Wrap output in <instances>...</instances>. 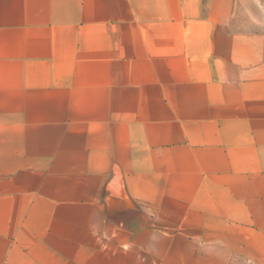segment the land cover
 Returning a JSON list of instances; mask_svg holds the SVG:
<instances>
[{
  "label": "crops",
  "instance_id": "1",
  "mask_svg": "<svg viewBox=\"0 0 264 264\" xmlns=\"http://www.w3.org/2000/svg\"><path fill=\"white\" fill-rule=\"evenodd\" d=\"M0 264H264V0H0Z\"/></svg>",
  "mask_w": 264,
  "mask_h": 264
}]
</instances>
